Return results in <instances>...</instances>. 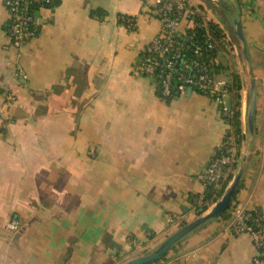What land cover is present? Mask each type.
I'll list each match as a JSON object with an SVG mask.
<instances>
[{
  "label": "crops",
  "instance_id": "0c3cea01",
  "mask_svg": "<svg viewBox=\"0 0 264 264\" xmlns=\"http://www.w3.org/2000/svg\"><path fill=\"white\" fill-rule=\"evenodd\" d=\"M188 1L221 29L215 76L241 81L242 175L232 203L264 217V0ZM154 7L55 0L16 48L0 0V264H125L135 247L155 250L215 205L200 212L194 199L228 124L211 97L192 87L164 97L141 73L142 49L161 28ZM234 219L206 221L174 258L253 264L257 249L233 232Z\"/></svg>",
  "mask_w": 264,
  "mask_h": 264
},
{
  "label": "built area",
  "instance_id": "2783aa9c",
  "mask_svg": "<svg viewBox=\"0 0 264 264\" xmlns=\"http://www.w3.org/2000/svg\"><path fill=\"white\" fill-rule=\"evenodd\" d=\"M53 3L54 0H4L9 13L8 33L14 47L20 48L37 34L41 24L37 12L50 8ZM152 12L160 20L161 28L158 35L142 49L139 62L141 73L154 80L164 97H170L176 91L184 93L192 87L216 101L224 117L230 116L232 106L227 99L235 90L229 81L215 76L212 59H202L204 50H215L218 47V41L211 33L207 21L202 17L201 22L195 19L196 11L188 0H155ZM122 20L130 27L134 26V18L123 17ZM182 23L187 24L185 29L181 28ZM198 27L205 30L203 42L198 39L196 30L189 32V29ZM221 148L222 152H216L199 174L205 187L210 184L217 187L222 185L232 168L239 163L236 137L229 125ZM202 203L203 195L196 201L197 205ZM233 214V232L251 237L257 249L253 264H264V217L261 211L257 207L245 210L234 206ZM10 226L16 228L17 223ZM174 257L170 251L159 264H184Z\"/></svg>",
  "mask_w": 264,
  "mask_h": 264
},
{
  "label": "trees",
  "instance_id": "16d2710c",
  "mask_svg": "<svg viewBox=\"0 0 264 264\" xmlns=\"http://www.w3.org/2000/svg\"><path fill=\"white\" fill-rule=\"evenodd\" d=\"M54 4H55V0H54L53 5ZM53 5L51 7H53ZM195 19L197 21L201 22L202 18L200 16V14L198 15V13H197L195 16ZM207 24H208V27H209L211 33L214 35L215 39L217 41L221 40L223 36H222L221 29L219 28V26L213 22H210V21H207ZM194 30H196L198 32L197 37L200 40V42H203V36L205 35L204 28L198 27L197 29H189V32H192ZM216 50L217 49H215V50H209V49L204 50L203 55H202V59L207 60V61L211 60V59L213 60L215 53H216ZM213 69H214V65H213ZM229 82H230L232 89L235 90L233 96L236 100L234 101V104L232 106L231 115L224 117V120L231 127V130L236 137V144H237V147L239 150L241 142L243 140L240 101H239V94H238V91L240 90V86H241V81H240L238 76H235L233 78V80L229 81ZM221 152H222V148L217 151V154H220ZM237 166H238V164H236L234 166V168H232L228 178L222 182V185L217 187L215 184H210L207 187H205L204 192L200 196L195 197L194 201L196 204V201L203 195V203L201 205H199L200 209H201L200 212L207 210L211 204L216 203L219 200V198L224 194L229 182L232 180V178L235 175ZM239 187H240V184H239ZM235 195H234L233 199L235 198ZM233 204L234 203H231L230 207L225 212H223L220 215V217L225 218V219L229 218L233 212V206H234ZM174 248H175V246L172 247V250ZM168 254H169V252L162 259L158 260L157 262H155L153 264L161 263L167 257Z\"/></svg>",
  "mask_w": 264,
  "mask_h": 264
},
{
  "label": "water",
  "instance_id": "95a60500",
  "mask_svg": "<svg viewBox=\"0 0 264 264\" xmlns=\"http://www.w3.org/2000/svg\"><path fill=\"white\" fill-rule=\"evenodd\" d=\"M238 32L241 35V28L238 25ZM191 87L189 91H191ZM254 106L255 101L250 109V122L253 123V114H254ZM242 171H239L231 183V185L225 190L224 194L221 198L215 203L212 207L211 211L206 215L199 216L195 220L187 223L183 227H181L178 231L170 235L159 247L155 250L151 251L148 254L141 255L129 260L125 264H153L158 260L162 259L168 252L172 250V247L175 246L181 239L191 233L193 230L201 226L206 221L219 217L223 212H225L231 205L234 195L236 194L240 179H241Z\"/></svg>",
  "mask_w": 264,
  "mask_h": 264
},
{
  "label": "rangeland",
  "instance_id": "374dc122",
  "mask_svg": "<svg viewBox=\"0 0 264 264\" xmlns=\"http://www.w3.org/2000/svg\"><path fill=\"white\" fill-rule=\"evenodd\" d=\"M197 1L198 0H192L191 2L192 3H197ZM236 174V173H235ZM235 178V177H234ZM234 180V179H233ZM233 180L231 181V183L233 182ZM11 225H12V223H10ZM9 227H11V226H9ZM139 247H135V249H133L132 250V255H133V257L132 258H134L135 256H141V254H148V253H150L151 252V250H145V251H140V249H138ZM122 261V259H120V261H119V259H117V260H115V263L117 262H121Z\"/></svg>",
  "mask_w": 264,
  "mask_h": 264
}]
</instances>
